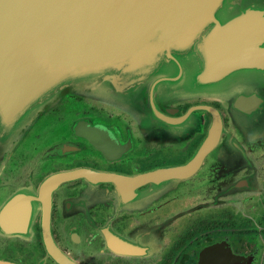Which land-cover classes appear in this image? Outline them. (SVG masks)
Instances as JSON below:
<instances>
[{
  "label": "flooded vegetation",
  "instance_id": "flooded-vegetation-1",
  "mask_svg": "<svg viewBox=\"0 0 264 264\" xmlns=\"http://www.w3.org/2000/svg\"><path fill=\"white\" fill-rule=\"evenodd\" d=\"M76 103L63 93L0 144V264H264V159L253 174L243 151L225 152L217 103L168 106L174 124L141 104ZM204 108L220 129L201 153Z\"/></svg>",
  "mask_w": 264,
  "mask_h": 264
},
{
  "label": "water",
  "instance_id": "water-1",
  "mask_svg": "<svg viewBox=\"0 0 264 264\" xmlns=\"http://www.w3.org/2000/svg\"><path fill=\"white\" fill-rule=\"evenodd\" d=\"M140 52L142 68L116 85L112 70ZM94 86L107 93H84L88 105L141 104L165 124L181 119L167 100L204 95L226 114V145L264 156V0H0V142L62 91ZM204 110L201 153L220 129Z\"/></svg>",
  "mask_w": 264,
  "mask_h": 264
},
{
  "label": "rangeland",
  "instance_id": "rangeland-1",
  "mask_svg": "<svg viewBox=\"0 0 264 264\" xmlns=\"http://www.w3.org/2000/svg\"><path fill=\"white\" fill-rule=\"evenodd\" d=\"M161 75H165V74L161 73ZM82 88H84V87H82ZM90 91L92 93L96 92V94L99 97H105L106 96V93H107L105 90H103L101 87H98V86H96V87L94 86V87H91V88L85 87L83 93H77L76 90H71V93H72L71 94L70 91L64 90V91H62L59 94L58 98L52 104H49V106H44V107H48V110H49L52 107L56 106V104H59V102L61 101L62 94L66 92L67 95H69V96L77 99L76 106L79 108V110L81 109V111H83V110L84 111H88V110H94V109H98V110H104L105 109V110L115 111L117 109L116 108L117 105H115L113 107L108 106V107H106L107 109L105 107L104 108L101 107L103 104H100L101 106L99 105L98 107L97 106H93V105H88L86 103V100H85V96L84 95L85 94L86 95L90 94ZM91 95H93V94H91ZM198 96H204V95H196V94H193V95L192 94H189L188 95L187 94V96H185V100L184 101H188L189 102L191 100H205L204 98H201V97H198ZM193 97H194V99H192ZM178 98H179L178 95H174L171 99L167 100L168 101L167 102L168 104L165 103V106H176L178 104V101H179ZM153 100L154 101H157L156 96H153ZM124 101L126 102L125 99H124ZM142 101L144 103V106L146 107V96H143ZM205 101H207V100H205ZM179 104H181V103H179ZM119 108L120 109H125V111H128V108H130V104H129V102L126 103V104L122 103L121 105H119ZM35 122H36V120L32 123L31 126H29L27 124H23V126L13 136L14 137V140L21 141V139H23L25 137V135L28 132H30V130H31L32 126L35 124ZM227 126H228V129H227V131H228L229 130V127H230L229 124H228V119H227ZM262 135L261 136H257V138H261ZM0 140H1V138H0ZM0 144H1V142H0ZM225 145H226V141H225ZM225 152H237V151H235L234 149H232V148H230L229 146L226 145L225 146ZM242 153H243L242 154L243 158L246 159V160H248L250 162V164L252 165L253 174H255V173H258L259 174L260 173V168H261L262 162H263V160H262L263 157H264L263 154L261 152H257V151H253V150L252 151H245L244 149H243V152ZM229 183H231V182H229ZM258 193L260 194V191H258Z\"/></svg>",
  "mask_w": 264,
  "mask_h": 264
},
{
  "label": "bare ground",
  "instance_id": "bare-ground-1",
  "mask_svg": "<svg viewBox=\"0 0 264 264\" xmlns=\"http://www.w3.org/2000/svg\"><path fill=\"white\" fill-rule=\"evenodd\" d=\"M132 60L134 62H132L133 64L131 66H128V64L126 65L125 61L122 60L118 65L115 66L116 68H114V70H112V73H116L117 75H120V74L125 75V77L123 79L120 77H115L114 79H112L116 85L120 84V82H118V80L126 81V74H127L128 70L139 69L140 67L142 68L143 63L145 61V58L143 57L142 52H140V53L136 54V56H134ZM133 72L135 73V71H133ZM121 83H124V82H121Z\"/></svg>",
  "mask_w": 264,
  "mask_h": 264
}]
</instances>
